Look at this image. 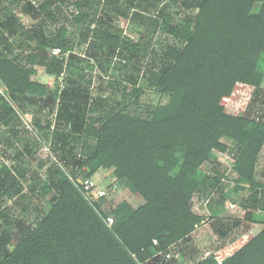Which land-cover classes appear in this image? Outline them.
<instances>
[{
	"label": "trees",
	"instance_id": "1",
	"mask_svg": "<svg viewBox=\"0 0 264 264\" xmlns=\"http://www.w3.org/2000/svg\"><path fill=\"white\" fill-rule=\"evenodd\" d=\"M2 1L0 78L9 101L0 98V120L4 124L17 120L10 101L22 114H31L34 130L49 140L54 162L44 178L27 165L18 163L9 170L0 162V264H155L164 259L170 246L193 231L192 194L201 189L215 192L220 184L219 176L198 169L209 160L211 150L227 151L219 143L222 136L236 141L234 170L241 180L252 183L264 126L233 120L221 112L237 81L252 85L255 96L260 95L264 66L257 59L264 54V0H171L170 6L177 11L173 14L164 7L161 18H154L153 29L149 26L144 35L153 40L158 27L173 43L165 45L158 67L153 60L143 70L136 69V76L129 75L131 88H120L116 79L109 82L110 88L121 89V99L113 95V106L94 98L91 79L85 81L82 72L70 69L72 62L86 59L64 55L69 50L66 25L84 26L80 42L87 43L93 61H102L105 73L110 68L119 73L134 69L130 64L133 51L119 35L111 34L110 25L96 22L99 0H77L76 14L70 20L57 7L65 0H42L37 7L25 3V12L36 21L33 33L25 30L11 10L1 7ZM8 1L12 6L18 3ZM255 4L259 8L253 12ZM118 13L126 20L124 12ZM180 14L181 18H175ZM136 16L144 19L141 13ZM60 17L63 23L48 39L42 32L44 23ZM94 23L98 27L91 30ZM31 33L40 44V53L29 54L22 65L13 55L9 38L32 40ZM99 44L107 47L103 57L96 53ZM54 48L60 54H50ZM115 54L118 60L113 62ZM34 65L56 78L63 77L66 68L70 72L62 78L61 88L57 82L47 94L49 87L29 81ZM155 87L170 93L171 100L156 108L149 120L122 112V106L131 102L128 94L136 100L144 90ZM261 96L264 99V92ZM56 100L60 108L55 111ZM52 116L64 129L59 125L51 129ZM2 142L5 140L0 138ZM22 148H40V142L26 141ZM21 149L16 151L17 158ZM60 166L74 172L65 177ZM82 167L88 168L89 177L99 169L113 168L112 181L126 184L138 205H111L112 198L107 204L104 198H83L69 180ZM255 186L250 204L258 209L264 189ZM114 187L101 188L109 194ZM24 191L25 200L18 203L22 216L12 218L6 200L16 199ZM32 197H49L48 210L31 208L28 201ZM105 205L106 210L101 209ZM214 261L210 254L196 264H216ZM222 264H264V229Z\"/></svg>",
	"mask_w": 264,
	"mask_h": 264
},
{
	"label": "rangeland",
	"instance_id": "2",
	"mask_svg": "<svg viewBox=\"0 0 264 264\" xmlns=\"http://www.w3.org/2000/svg\"><path fill=\"white\" fill-rule=\"evenodd\" d=\"M76 1L65 0L64 4L57 6L67 20H70L71 16L76 14L74 8ZM99 1L100 4L95 17L96 22L101 21V23L110 25L111 34L119 35L123 44L133 51L134 57L130 64H133V67L135 65L136 68L122 69L120 73L118 70L110 68L105 73L102 61L99 60L98 63L93 61L89 56L91 52L88 53V50L86 51L88 47L87 43L82 44L80 42V32L84 30V26L76 28L70 24L66 25L67 29L64 38L68 42L67 48L69 50L64 55L66 57L71 53L80 59H86L85 61L87 62H72L70 69L74 72H82L85 81L91 79L90 91L94 98L104 99L109 103V106H113V95L117 96L118 100L121 99V89L110 88L108 86L109 82L112 79H116V81L120 82V88L129 89L132 86V78L130 79L129 75L136 76V69L143 70V67L153 60L155 61V66L158 67L160 65L163 61L160 55L163 53L165 45L172 44L173 41L166 33L158 30V27L153 35V40H148L144 33L149 26L153 29L155 25L153 19L159 20L161 18L160 12L164 7H167V10L173 14L177 10L173 6H170L171 0H147L146 2L142 0ZM41 2L42 0H18V3L12 6L8 0H3L1 7L3 6L5 9L11 10L25 30L33 33L36 21L31 19L25 12L24 5L25 3H31L34 7H37ZM258 8L259 5L255 4L253 12H256ZM118 9L126 14V20H123L119 16ZM137 13H141L144 19L140 20L136 16ZM181 17L182 15L180 14L176 15L175 18ZM146 18L151 21L146 20ZM61 23H63L61 17L44 23L42 30L44 36L49 39L50 36L56 35V30L60 27ZM97 27V23H94L90 29L93 30ZM87 39L89 42L91 36L88 35ZM9 42L12 44L13 55L17 56L18 61H21L22 65H24L23 59H26V56L31 53H40L41 47L35 36L32 40L24 39L21 36L13 37L9 38ZM153 50L159 56H155L152 52ZM96 51V53H101L103 57L107 51V47L99 44ZM50 54H53V49L50 50ZM87 58H90V60H87ZM117 60L118 57L115 54L113 62ZM257 63L264 66V54L259 56ZM33 71L34 73L29 76V81L49 87L46 92L47 94L51 92L50 89L57 82L61 88L64 83L62 78L65 77V73L70 72L66 68L63 72V77L61 75L59 78H56L49 76L42 66L34 65ZM259 88L261 89L260 95L256 97L253 93L254 87L252 85L239 81L235 82L223 104L221 114L233 120H244L264 126V99L261 96L264 92V74L259 83ZM8 94V89L0 78V98L9 101ZM126 98L131 102L126 106H122L124 107L122 110L124 114L138 119L149 120L156 108L167 105L170 102L171 94L165 93L160 88L155 87L144 90L136 100H131L132 97L129 94ZM57 101L54 104L55 111L60 108ZM10 103L16 111L15 118L17 120L12 119L8 124H4L0 120V138L5 140V142L0 143V162H3L4 166L9 170H12L15 165H27L31 171L40 174L44 178L46 169L54 162V157L49 150V140L41 138L34 130L31 114H22L14 103L11 101ZM95 109L99 111L96 107ZM50 121L51 129L57 128L58 125L64 129V125L58 123L55 116H52ZM65 129L68 130V127L66 126ZM24 139L26 140L24 141ZM33 140L40 142V148H34L33 150H29L28 148H26L27 150L25 148L21 149L26 141L32 142ZM219 143L226 146L227 151L219 149L211 150L209 160L203 163L198 170L200 173L219 176L220 184L215 192L201 189L192 194L189 213L196 219L193 231L185 239L170 246L168 248V255L164 259H158L155 264H196L201 259H204L207 253L220 256L224 262L264 229V200H262L263 203L258 209H253L250 204L253 192L257 188L255 185H258L260 189H264V140L255 158L252 183L241 180L234 170L237 164V160L233 156L237 145L236 141L222 136L219 138ZM18 149L22 150V154L17 158L16 151ZM112 171L113 168L107 170L99 169L89 177L88 168L82 167L76 172L75 178H90L99 188L115 185L108 196L102 200H105L106 204L112 198L114 201L112 202L111 200V205L120 202H126L134 206L138 205L136 196L130 192L126 184H118L112 181L114 177ZM73 172L72 168L60 166V173L65 177ZM74 188L78 190L77 192L83 198H88L86 200H96L90 195H86L85 197L77 187L74 186ZM25 193L26 191L16 199L6 200L5 205L12 212V218H20L22 216L18 203L25 200L23 196ZM48 198L41 200L40 198L32 197L28 202L31 208L40 206L44 211H47L49 208ZM100 201L97 202L99 203ZM106 207V205L101 206V209H105ZM31 216L35 217L34 214ZM107 222L110 225L112 224L111 219H108Z\"/></svg>",
	"mask_w": 264,
	"mask_h": 264
},
{
	"label": "built area",
	"instance_id": "3",
	"mask_svg": "<svg viewBox=\"0 0 264 264\" xmlns=\"http://www.w3.org/2000/svg\"><path fill=\"white\" fill-rule=\"evenodd\" d=\"M60 52L61 51L58 48L53 49V55H58ZM69 180L81 191V194H83L85 197L86 195H90L92 198L99 199L105 198L108 195V192L105 189L99 188L91 179H77L69 176ZM209 255L210 253H207L206 257ZM213 258L216 264H222L223 261L220 256L213 255Z\"/></svg>",
	"mask_w": 264,
	"mask_h": 264
}]
</instances>
